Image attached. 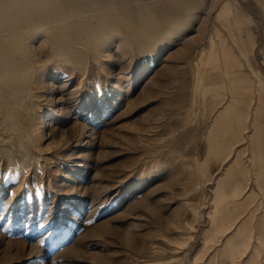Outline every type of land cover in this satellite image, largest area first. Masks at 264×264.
Returning <instances> with one entry per match:
<instances>
[{"label": "rangeland", "instance_id": "1", "mask_svg": "<svg viewBox=\"0 0 264 264\" xmlns=\"http://www.w3.org/2000/svg\"><path fill=\"white\" fill-rule=\"evenodd\" d=\"M194 1L136 2L154 16L136 31L139 45L111 29L79 66L48 54L70 122L87 126L88 137L57 145L40 170L0 162V264H264V26L239 0ZM179 34L191 35L190 52L164 62L178 66L146 72L170 46L182 48ZM249 39L263 43L259 57ZM152 74L160 85L145 95Z\"/></svg>", "mask_w": 264, "mask_h": 264}, {"label": "bare ground", "instance_id": "2", "mask_svg": "<svg viewBox=\"0 0 264 264\" xmlns=\"http://www.w3.org/2000/svg\"><path fill=\"white\" fill-rule=\"evenodd\" d=\"M140 1L148 3L152 0H0V162L4 164L3 167H6L8 162L12 161L13 166H30L33 169L38 170L41 166V157L43 159V157L46 155L49 162L52 157L47 156V153L56 148L57 145H62V147L64 145V147H67L69 145H75L74 142L76 140L78 141V144H80L82 140L84 141L85 137L87 136L85 133L88 128L85 125L76 126V121H73V123L70 122L71 108L69 107L66 97H64L63 94L58 95V89L54 82L56 76L53 74L54 72H52L49 68L46 67V64H44L47 61L46 57L48 56V54H50L56 58L66 60L79 66L80 62H85L86 49H92L91 51L98 52L100 48H102L103 43H105L104 41L108 37L107 31L111 29L113 31L118 30V33L116 34H120V32L122 34L125 33V36L122 37V40H119L118 38L120 42L128 40L130 41V43H134V45H139V42L136 39L135 35L136 31L142 29L139 28L140 26H148L150 21H152L154 17H152L151 13L148 10H143L142 8L140 9L136 5V2ZM239 1L241 4V7L239 8L248 10L253 15V17L257 18L259 25L261 23L264 26V11L262 7L259 6V1ZM202 5L200 3L199 6ZM237 7L238 6H236V10L239 9ZM202 9L203 12L206 13V9ZM184 10L188 12L186 7H184ZM203 12L201 11V14H203ZM205 17L206 16H203L204 19L202 18V20L205 21ZM165 18V21H167L168 19L170 20V16L168 17V15ZM154 20L157 21V19ZM241 20H243V18ZM207 21L209 20L207 19ZM211 27L212 26L206 27V29L210 28L212 30L213 28ZM257 31H259L258 26L248 28V32L251 33V35L253 33H256ZM190 38L191 35L189 36L188 34H179L177 38H175V42L177 45L178 43L183 44L182 48H178L177 46L174 48L173 45L170 46L171 43L168 44V46H170L168 52H166V54H164L162 57H157L149 66H147V64L146 66L148 67V70L146 72H148L149 70L157 71L161 67H165V72L175 69L179 63L173 64L170 62V64L165 65L167 63L166 59L171 55H175L174 60L176 57L180 59L182 56L189 53L190 46L192 45V43L189 42L191 40ZM262 44L263 43L258 44L257 41H254L253 43V40L249 39L246 45L247 49L249 47V49H253L254 51H256V53L258 54L257 57H259V55L262 54ZM208 49H211L210 46L205 47V51H207ZM247 49H245V51L248 56V63H250L251 56L248 52L249 49ZM224 56L226 63L230 62V51H228V48L224 52ZM201 59L204 60L206 64L212 62V60L204 54L201 56ZM164 62L166 63L164 64ZM239 64L240 63H238V61L236 64L234 63V65L237 66ZM159 65L160 67L158 68ZM153 75L154 74L147 78L144 85L146 88L142 86L143 93L145 95H151L152 93H155L159 88V86L157 87V85H160V83L158 82V79L153 80ZM72 80L73 79H71L70 81ZM214 81V79L209 80V83L207 85L204 82H200L198 85V89L201 88L200 91H202V84L204 85L203 88H210V84L214 83ZM261 82L263 81L261 80ZM148 83L150 85H148ZM262 85L264 84L262 83ZM245 89L247 90V88ZM77 90L78 87H74L71 92L76 93ZM200 91H198V93H202ZM78 95L79 94H77V96ZM247 98L245 97V95H240L242 106H240L241 110L239 108L238 111H242L246 108ZM250 98H252V96ZM44 107H46L48 113L50 114L49 117L54 119L53 121H48L41 117V114L45 109ZM252 110L253 108L251 109V111ZM229 111L230 104L224 106L222 109H219V111H217V115L223 116ZM247 111L249 110L247 109ZM58 132L60 133V136L66 135L68 139L66 141H60L59 139L56 140L55 137L58 136ZM86 141L88 142L89 139H87ZM94 143L95 142H93V144ZM10 169H12V167ZM1 172L4 173L5 169L4 172ZM218 195L223 196V193H216V196ZM146 203V200L142 198L136 202L134 208L145 206ZM107 227L108 225L106 223H102L96 227V230H98V232H101L104 231ZM130 236L131 235L128 234L126 237H129L128 241L130 242V244H132Z\"/></svg>", "mask_w": 264, "mask_h": 264}]
</instances>
